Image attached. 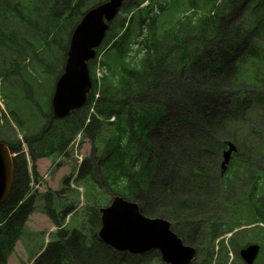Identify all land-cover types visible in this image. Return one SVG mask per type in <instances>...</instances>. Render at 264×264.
Here are the masks:
<instances>
[{"label": "trees", "instance_id": "1", "mask_svg": "<svg viewBox=\"0 0 264 264\" xmlns=\"http://www.w3.org/2000/svg\"><path fill=\"white\" fill-rule=\"evenodd\" d=\"M70 1L71 3H68ZM83 1L85 4L88 2L86 9L98 4L96 0H81V3ZM150 2L152 7L156 5V10L145 9L139 14L142 17L140 28L147 30L146 38L143 44H140L143 46L136 52L139 53V60L135 61L132 56L136 50L131 43V30L124 31L121 37L111 44L110 27L102 47L97 50V56L102 55L103 62L106 61L109 66L103 73L101 83H97L96 76H92L93 89L86 106L74 111L64 120H55L52 113L50 120L53 123L47 125L45 123L48 114L45 113L50 112L49 105V110L44 113V124H36V128L29 125L32 116L30 112H25V116H30L26 118L29 122L23 121L28 133L24 136V143L36 169L35 165L39 159L65 154L78 134L84 132L93 137L94 133L104 126L105 121L116 116L117 134L108 140L99 158L88 161L89 177H92L93 181L97 179L98 175L93 174L94 169L100 172L104 179L112 180L113 183L126 177L127 184L123 189L121 185L118 187L120 194L130 201L138 199L145 216L168 219L177 226L174 220L179 221L183 216L176 214L172 204L160 206V203L166 202L156 199L155 204L142 199L141 195L158 194L160 188H163L164 195H167L165 200L168 201V194L174 191L175 185L167 184L164 178L158 180L156 175L157 164L169 166L165 157H168V164H193L194 169H200L201 166L214 168L227 142H233L241 159L256 161L259 167L264 165V145L257 148L258 139H254L253 126L259 119L264 120V0H185L184 13L187 15L177 21L172 15V18L168 19L169 14L160 0ZM48 3L52 4L48 7L44 5ZM75 4L77 3H73V0H0V48L4 46L3 39L11 36L21 39L22 30L19 23L24 20H31L32 25L39 28L42 26L38 24L47 23L48 33L55 31L60 25L59 22L63 21L60 31L55 32L59 38H66V33H73L80 18L73 9ZM63 5L66 7H63L64 14L59 16L61 13L55 10L62 9ZM69 5L71 8H67ZM42 10H46L47 14H39ZM25 14L28 18H25ZM43 17L45 20L41 21ZM65 21L70 23L73 31L68 29L63 33L61 27ZM23 42L27 43V40L24 39ZM111 59L113 62L109 64ZM2 62L6 63L5 57ZM91 63L94 61L89 63V69ZM18 64L17 60L13 62V66ZM1 73L2 82L11 75L9 69L3 70L0 75ZM27 85H31V82L28 81ZM18 86L20 85H14L13 89ZM170 91L181 98L182 104L178 110L171 108L173 102H170ZM28 92L32 95L30 89ZM97 92L100 97L95 108L96 115L86 127L90 108L96 104L94 97ZM144 100L147 104H143ZM38 109L43 110L39 107ZM224 113L229 117L223 116ZM182 125L186 126L183 130L179 129ZM249 125L251 126L245 134L244 128ZM219 127L229 131L227 138L219 132ZM206 130L209 131L208 135ZM125 135L128 141L124 145ZM162 139H170L171 142H166L165 149L160 150L158 146ZM140 143L149 151L156 148L158 156H153L151 152L153 157L146 167L147 170L130 172L132 155L138 152ZM8 145L11 152L16 154L15 181L9 199L0 205V264H7L14 242L34 211L35 199L31 197L24 201L29 191V180L32 178L27 169V157L22 143L16 138L9 141ZM150 145L153 149L149 148ZM144 158L146 161L142 153V160ZM83 167L84 174L87 164H83ZM33 177L37 180L39 176ZM178 180H184L181 170ZM208 182L206 181L204 188L202 183H196L197 187L193 188L205 190L206 194L213 192L216 199L220 200L216 203L220 210L209 222V232L203 240L207 237L214 238L217 233H226L236 226L250 222V219H244L245 214L236 203L239 199L248 200L250 191L235 189L234 184L237 182L220 186H217L214 180ZM183 183L187 188L186 179ZM155 184L156 190H152L151 186ZM208 185L209 189H205ZM110 190L112 191L111 186ZM149 203L157 205L156 213L153 211L155 207L150 209ZM190 207L193 208V205ZM196 212L189 209L185 214L188 216L186 220ZM211 213L212 211L208 216ZM225 217L228 222H222ZM199 218L203 219V224L208 222L203 216ZM196 219H190V226L199 227V224L195 225ZM231 220L232 222H229ZM90 223L95 228L91 237L76 231L71 236L62 237L61 241L50 246V251L38 264H108L109 257L112 258L110 264H128L124 258H116L119 253L99 240L97 228H100L101 222L97 211L90 215ZM176 226L173 227L174 232L184 240ZM255 234L263 236L262 231L260 233L257 230ZM247 236L248 230L242 231L239 236L241 242L246 241L245 246L248 245ZM153 253L156 254L150 252L147 255Z\"/></svg>", "mask_w": 264, "mask_h": 264}, {"label": "rangeland", "instance_id": "2", "mask_svg": "<svg viewBox=\"0 0 264 264\" xmlns=\"http://www.w3.org/2000/svg\"><path fill=\"white\" fill-rule=\"evenodd\" d=\"M68 3H71V1ZM51 4L52 3H48V5L47 4L44 5L48 7ZM86 4H88L87 1ZM86 4L84 1L81 3V0H78V3L75 4V7L73 9L79 15V17L82 13H86L87 11ZM39 5L44 6L42 4ZM63 7L66 8L65 5H63L62 9L55 10V12L58 11L61 13L59 16H62L64 14ZM67 8H71V5H69ZM181 12L183 11H177L176 14L173 12H169L168 19L170 20L172 16H174L175 18H177L176 19L177 21L179 20L180 17L184 18V16L187 15V14L181 15L180 14ZM39 14L46 15L47 11L42 10ZM25 18H28V16L26 15ZM127 18H128L127 12H124L118 18V20L112 25V31L110 33L111 44L116 42L119 39L117 36L121 33L122 30L124 31L127 28V25L123 23L126 22ZM40 20L44 21L45 18L43 17ZM59 23L61 25L63 21H60ZM38 25L42 27L39 28L38 26L35 25L33 26L31 20H24L23 22L19 23L20 30H22V35L20 40H18V37L16 36H11L6 39H3L2 41L4 42L3 43L4 46L0 48V72L8 68L12 71L10 77L4 79V81L0 83V143H4L5 141L16 140L15 135L17 134V131L15 128H13V126L15 127L13 121L16 119H21L22 121L29 122L26 118H29L30 115L25 116V112L28 111L30 112L32 116L29 125L34 126L36 128L37 127L36 124H44L45 122L44 113L45 111L49 110V105H51L50 112L45 113V115L48 114L45 124L50 125L51 123H53V121L51 122L50 120L51 115L53 113L52 99L54 96L56 83L61 77L62 72L64 71V66L67 58V51L69 49L70 39L72 36V33L68 35L70 31L66 33V30L68 29H64V28H70L71 30L72 27L68 22L62 25L61 28L63 29V33H66L67 37L61 39L58 36L55 37L56 32L60 31L59 30L60 25L54 29L56 32L50 31L49 33L46 31V27L48 26L47 23L38 24ZM34 33L37 34L38 38L32 37V34ZM53 37L55 38L52 39V44L46 45V41ZM24 39L27 40V43L23 42ZM142 46L139 45L138 49L132 53V56L134 57L135 61L139 60L138 59L139 53L137 54L136 52L139 49H141ZM99 56L102 57V63H99L97 61L91 63L90 75L91 77L93 75H96L98 82L101 83L103 71L104 69L108 68L109 65L106 64V61L103 62L102 55ZM4 57L6 59L5 64H3L2 62ZM16 60L22 66V70H20L19 73L16 72L13 66V62ZM112 62L113 60L111 59L109 64ZM104 64L105 66H103ZM1 76L2 73L0 77ZM163 76L164 78H166L165 75ZM28 81L31 82V85H27ZM14 85H20V86L13 89ZM28 89L32 91V95L28 92ZM174 94L175 93H173L172 91L169 92V96L171 95L170 102L171 101L173 102V104H171V108L178 110L179 105L182 104L180 102L181 98L179 99L180 96ZM143 104H147L146 100H144ZM38 107L43 110L42 111L39 110ZM34 113H36L35 116ZM223 116L229 117V115L225 113L223 114ZM253 126L255 129L254 139H258L257 148H261L264 145V120L259 119V121L255 123ZM117 127L118 126L116 124L106 125L103 126L101 129L97 130L96 133H94L93 137L91 138L81 137L78 147L72 146L71 152H69L65 156L69 159L73 158L75 161H77L76 157L83 155V159L86 160V162L85 161L84 162L87 164V168L83 174V179L87 181L86 186L84 185L86 191H83L82 193H84L86 197L87 206H90V209L95 207L99 210L100 208L109 207L112 203V199L115 196L123 195L118 192L119 191L118 187L121 185L123 189V186L127 184L128 179L126 177H124V179L122 180H118L117 183H113L112 180L108 181L104 179L101 173L95 169L93 171V174L95 173L98 175L96 179V186L92 184V181L89 180L90 172H89L88 163L90 162L87 161H90L95 156L96 158L100 157V152L108 143L109 137L111 138L113 135L117 134V130H116ZM181 128L183 130L186 128V126L182 125L179 129ZM205 132L207 135L209 134L208 130H206ZM219 132H221L225 138H227V134L229 133V131L224 127H219ZM166 142H171V140L162 139L158 148L160 150H163V148L165 149ZM138 148H140V150H138L137 153H134L132 155L133 160L131 161V165H129L130 172L147 170L146 167H148V164L151 163L152 157L155 154L156 156H158V154L156 153V148L153 149L151 145L149 146V148L153 149L152 151L147 150L142 143L138 145ZM141 150H145L143 156L146 157V161L145 158L141 160V154H142ZM151 152H153V156L151 155ZM78 153L80 154L79 156L77 155ZM181 154L182 151L180 153V156ZM165 158H166V163L169 166L166 165L164 166L163 163H161V165L157 164L156 169L158 170V174L156 175L158 180L164 178L167 184L168 183L169 185L174 184L175 185L174 191L168 194V201L165 200L167 195H164L165 191L163 190V188H160L158 194L156 193L141 194L142 199L149 200L150 202L155 204H156V199H158V201L160 199L161 202H166L165 204L160 203L159 204L160 206H166L167 203H169V205L172 204L174 206L177 212L176 214H181L183 216L179 221L174 220L177 223L176 228L177 230L180 231V234L184 238V242L186 245H190L189 242H193L194 245L198 246L199 248L198 252L199 254L200 252L202 254V256L200 257V261L203 260L206 247H208L211 242L214 243V245H216L219 241L224 240L225 243H221V245L225 247V249L227 250V246H225V244H227L225 237L222 238L216 237L213 240H211L210 237H207L206 240H203V238H205V236L209 232V227H210L209 222L211 221V219L215 218L219 212V211H215V212L213 211L216 207V203L220 202V200L216 199V196L213 192H208V194H206L205 190L204 191L193 190V188L197 187V184L199 185L200 183H202L204 188V184L206 183V181L207 182L209 181L208 183H210L212 180L217 181L216 178L221 175L220 166L223 161V152L220 154L218 163L214 168H209L208 166H201L200 170L197 171V173L195 172L193 164H183L182 166H178L173 162H170L168 164L169 162L168 157ZM178 162H184V161H178ZM62 169L63 170L59 173L58 178L64 176L66 172L69 171L67 165L65 164L63 165ZM78 170L79 168L76 165L72 170L73 174L77 173ZM180 170L184 180L186 179L188 182L187 188L184 187V183H183L184 180L182 182L178 180ZM248 172H249L248 169L247 171H241V172L227 171L224 175H222L224 177L222 179V182L226 183L227 181H230L235 177L240 178L244 173H248ZM251 172H253V168ZM67 176L70 178L71 174ZM212 177L214 178L212 179ZM196 178H198L199 180H195ZM179 183L181 185H179ZM259 185H263V184H259ZM110 186L112 187V191L110 190ZM209 187L210 185L206 186L205 189H209ZM151 189L156 190V184L154 186H151ZM87 191H90L89 194ZM260 200H262V204H258L257 209L258 211L264 213V199H260ZM132 202H134L140 207L142 213L143 206L138 201V199L133 200ZM55 204L59 210H63L67 203L64 200L59 199L55 202ZM191 204L193 205V208L190 207ZM155 206L157 205H152L149 203L150 209ZM150 209H145V210L148 211ZM156 209L157 208L155 207L153 210L154 213H156ZM189 209L197 211L196 213L189 215L190 219L197 218L195 220V225L199 224V227L197 228L190 226L189 224V222L191 221L190 219L186 220L188 216L186 217L185 214L188 212ZM79 211L80 213L87 212L86 209L83 208H80ZM210 211H212L213 213H211V215L208 216V214H210ZM199 216H203L204 218L208 219V222L203 224L202 222L203 219L200 220ZM57 219L60 224L62 225L65 224L64 221H61L59 216H57ZM244 219L251 220L253 219V216L251 213H247ZM82 220H86V213L79 215L77 214L73 218H71V221L69 220L68 223L65 224V228H67L66 230L68 231H72L74 229L83 230L84 224L79 223ZM222 222H228V218L225 217L222 220ZM229 222H232V220ZM57 228L59 230V227ZM42 229L43 226L41 227V230ZM99 230L100 228H97V231ZM23 234L25 235V237H27V239L31 240L30 243L28 244V249H27L29 250V253L27 254V256H29V259L26 264H29L37 256V254L41 252V250L47 245L48 242L46 243V240H44V238H40L41 237L40 234L34 233V229L30 226L22 232V235ZM48 237H50L49 241H55L59 239V236L56 232H52V233L50 232L48 234ZM19 243L16 246L18 249H19ZM239 249L242 248L241 247L237 248L236 246L233 248L234 253H232L231 258H234V261L232 264H241ZM156 255L157 253L156 254L153 253L151 255L146 254L144 255V257H139L137 255H132V254L122 256L119 253L118 257L116 256L115 257L119 259L124 258L128 264H164L161 260L159 261ZM261 257L264 258V255L262 254L260 256V259ZM110 260H112V258L109 257L107 260L108 264H110ZM227 261L228 259L223 257L219 262L220 264H225V262ZM196 262H199V258H197ZM214 262H217V260L216 261L214 260ZM227 264H229V262ZM260 264H262V262Z\"/></svg>", "mask_w": 264, "mask_h": 264}, {"label": "water", "instance_id": "3", "mask_svg": "<svg viewBox=\"0 0 264 264\" xmlns=\"http://www.w3.org/2000/svg\"><path fill=\"white\" fill-rule=\"evenodd\" d=\"M123 0H112L92 9L82 18L73 32L64 73L56 83L52 99L53 115L56 119L67 118L72 111L82 109L92 83L88 62L96 56L95 49L104 41L109 30L107 22L114 19ZM109 15L112 17H109ZM225 153L223 167L229 163V154L235 150L230 144ZM15 179L14 162L10 149L0 143V202L12 191ZM102 227L99 238L110 248L120 253L144 255L158 250L166 264H189L194 250L171 230L172 222L163 218H149L141 213L137 204L115 198L113 204L100 210ZM256 249L248 248L243 256L248 264H253Z\"/></svg>", "mask_w": 264, "mask_h": 264}, {"label": "crops", "instance_id": "4", "mask_svg": "<svg viewBox=\"0 0 264 264\" xmlns=\"http://www.w3.org/2000/svg\"><path fill=\"white\" fill-rule=\"evenodd\" d=\"M39 166H40V170L44 171L48 167V162L45 161L41 162Z\"/></svg>", "mask_w": 264, "mask_h": 264}, {"label": "flooded vegetation", "instance_id": "5", "mask_svg": "<svg viewBox=\"0 0 264 264\" xmlns=\"http://www.w3.org/2000/svg\"><path fill=\"white\" fill-rule=\"evenodd\" d=\"M250 178L248 179V178H246V180H250V181H252V184H253V188L256 190V187H255V180H252L251 178H253V177H251V176H249ZM247 229H252V226H249Z\"/></svg>", "mask_w": 264, "mask_h": 264}, {"label": "bare ground", "instance_id": "6", "mask_svg": "<svg viewBox=\"0 0 264 264\" xmlns=\"http://www.w3.org/2000/svg\"><path fill=\"white\" fill-rule=\"evenodd\" d=\"M217 106V105H216ZM217 109V108H216ZM223 109V108H222ZM218 110V109H217ZM220 113V112H219ZM216 117V116H215ZM30 172V171H29ZM31 173V172H30ZM34 176V175H33ZM33 176H31V174H30V177L32 178V179H34V177ZM38 180V179H37ZM39 180H40V177H39ZM43 180V179H42ZM115 198V197H114ZM113 198V199H114Z\"/></svg>", "mask_w": 264, "mask_h": 264}]
</instances>
